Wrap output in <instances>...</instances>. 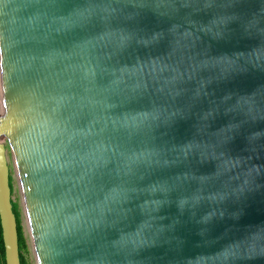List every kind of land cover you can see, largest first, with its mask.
Instances as JSON below:
<instances>
[{
    "label": "water",
    "instance_id": "obj_1",
    "mask_svg": "<svg viewBox=\"0 0 264 264\" xmlns=\"http://www.w3.org/2000/svg\"><path fill=\"white\" fill-rule=\"evenodd\" d=\"M37 264H264V0H0V216Z\"/></svg>",
    "mask_w": 264,
    "mask_h": 264
},
{
    "label": "trees",
    "instance_id": "obj_2",
    "mask_svg": "<svg viewBox=\"0 0 264 264\" xmlns=\"http://www.w3.org/2000/svg\"><path fill=\"white\" fill-rule=\"evenodd\" d=\"M10 186L12 190V194L14 193V184H13V178H10ZM13 210L14 214L17 218V223H18V235H19V246H20V258H21V264H30L27 257L26 253L28 252V243L27 239L24 233V227L22 225V220H21V212L19 208L18 203H13ZM0 264H7L6 261V249H5V243H4V236H3V228H2V221H1V216H0Z\"/></svg>",
    "mask_w": 264,
    "mask_h": 264
},
{
    "label": "rangeland",
    "instance_id": "obj_3",
    "mask_svg": "<svg viewBox=\"0 0 264 264\" xmlns=\"http://www.w3.org/2000/svg\"><path fill=\"white\" fill-rule=\"evenodd\" d=\"M8 162H9L11 177L13 178V184H14L13 200H14L15 203H18L10 152H8ZM21 220H22V225L24 227V233H25V236H26V239H27V243H28V246H29L28 247V252L26 253V257H27V259H28L30 264H37L36 263V258H35V255H34V252H33V249H32V246H31V243H30V240H29V237H28V234H27V231H26L23 219H22V216H21Z\"/></svg>",
    "mask_w": 264,
    "mask_h": 264
}]
</instances>
